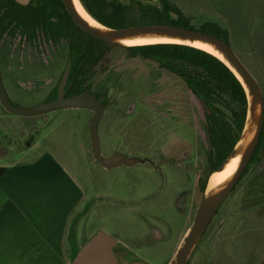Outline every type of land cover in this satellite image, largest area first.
<instances>
[{"label": "rangeland", "instance_id": "rangeland-1", "mask_svg": "<svg viewBox=\"0 0 264 264\" xmlns=\"http://www.w3.org/2000/svg\"><path fill=\"white\" fill-rule=\"evenodd\" d=\"M171 1L193 20L212 18L228 29L229 45L257 78L264 96V0ZM121 62L123 80L131 82L125 94L124 86L119 93L124 99L117 125L103 117L97 123L100 153L104 156L114 144L128 155L142 159L148 155L151 163L101 166L90 148L92 111L84 107L35 115L1 107L2 116L12 122L8 125L0 118L9 135L21 132L24 139L33 134L36 141L31 148L22 144L15 151L9 148L0 158L16 161L41 151L53 153L85 190L67 231L77 233L82 242L104 230L147 264H169L200 199L194 196V203L189 194L195 172L204 175L207 169V150L197 127L201 108L182 77L159 68L156 61L134 57ZM4 87L8 90L11 83ZM43 93L20 92L11 99L30 106L42 101ZM257 162L222 201L188 264H255L264 256V208L253 205L249 195L257 190L264 196V160L260 173L255 172ZM181 192L188 194L179 204L185 211L175 205Z\"/></svg>", "mask_w": 264, "mask_h": 264}, {"label": "trees", "instance_id": "trees-1", "mask_svg": "<svg viewBox=\"0 0 264 264\" xmlns=\"http://www.w3.org/2000/svg\"><path fill=\"white\" fill-rule=\"evenodd\" d=\"M84 9L98 22L109 27H123L141 24H172L198 29L214 34L228 42L229 31L219 21L212 18L193 20L184 14L171 0H161V7L140 0H80ZM42 17L37 10L27 9L11 0L5 9L0 4V25L10 17L15 26L22 28L26 23L34 28L42 26L46 40L65 41L71 59L68 94L79 91L82 82L104 68L103 60L113 48H119L127 57H138L156 61L158 66L170 73L181 76L194 102L201 108V119L197 121L203 130L208 146L207 170L196 179L200 197L204 192L208 175L215 170L231 151L241 133L247 108L245 90L230 70L218 57L201 48L177 42H154L134 45H118L105 42L80 28L66 11L62 0H41ZM173 11L177 14L173 17ZM57 15L58 22L51 18ZM3 27V26H2ZM264 160V122L257 145L249 163L257 162L255 169L260 173ZM249 170L247 165L232 190ZM231 190V191H232ZM250 192L253 198L260 197ZM254 205V201L252 202ZM264 206V205H262Z\"/></svg>", "mask_w": 264, "mask_h": 264}, {"label": "water", "instance_id": "water-1", "mask_svg": "<svg viewBox=\"0 0 264 264\" xmlns=\"http://www.w3.org/2000/svg\"><path fill=\"white\" fill-rule=\"evenodd\" d=\"M16 1L20 3H26V0ZM78 1L80 2V0ZM140 1L153 4L157 7H161V0ZM62 2L72 20L80 28L108 43L118 45H134L125 44L123 40L146 37H168L178 40H197L207 43L221 54L222 58L210 52L211 54L218 57L221 61H223L230 68V70H232L245 90L247 108L244 124L239 138L232 147L229 154L222 161V163L215 170L211 171L209 175L216 170L224 168L227 162L233 156L239 155L235 169L215 189H207V178L204 192L202 193L193 219L182 234L169 262V264H187L193 249L199 242L213 215L215 214L225 197L231 192L232 188L241 176L244 168L250 164L249 160L257 145L264 122V96L258 80L249 70V68L243 63V61L238 57L229 43L214 34L207 33L198 29L160 23L109 27L101 24L94 18L98 24H93L85 21L81 17L80 13L75 8L73 0H62ZM170 14L173 17L177 16V14L173 11H170ZM68 71L69 61L67 62L61 80L59 82L57 97L54 99L41 102L30 107L15 106L8 101L1 79L0 99L4 107L9 111L23 115L39 114L63 107H90L93 109V114L90 118L91 149L93 156L98 161V163L103 167L108 168L120 164L130 165L137 161H144V159L136 156H126L122 152H114L106 157L101 155L97 135V123L103 109L101 98L95 99L94 94L88 93L87 91L64 97L63 88L68 75ZM0 149L2 150V148ZM115 242V237L105 232L104 230H97L82 243V245L75 253L74 257L72 258L70 264H119L114 250ZM128 264L147 263L141 259H133ZM255 264H264V256Z\"/></svg>", "mask_w": 264, "mask_h": 264}, {"label": "flooded vegetation", "instance_id": "flooded-vegetation-1", "mask_svg": "<svg viewBox=\"0 0 264 264\" xmlns=\"http://www.w3.org/2000/svg\"><path fill=\"white\" fill-rule=\"evenodd\" d=\"M16 2L19 3L20 5L27 6V9L37 10L39 16L42 17L41 0H26V3H20L18 1ZM0 4H3L2 7L8 9L11 6V0H0ZM51 18L54 19L55 22H58L57 15H52ZM14 24L15 23L10 20V17H6L4 18V22H2L3 27L0 25V79L3 84V87H4V83L6 82L11 83V87L8 88V90H6L4 87L8 101L11 104L15 106H19L18 104H16L15 101L11 99V97L16 96V98H18L17 94L20 92L27 93L29 95H33V94L36 95L38 93L44 92L43 100L38 102L37 104L56 98L58 94L59 82L61 80L67 62L69 61V71L63 88L64 89L63 96L67 97L72 94H78L84 91H87L88 93H93L95 99L101 98V104L103 106V109L100 118L103 117V119H105L107 123H112V124L115 123L117 125L119 119L122 117L121 111H122V103L124 99V96H122V94L119 95V93L122 87L124 86L125 88L121 91L122 93L125 94L126 88L130 86V82H131V81L123 80L125 77L124 76L125 71H122L124 66H122L123 63L121 61L124 58L132 59L133 57L125 56L123 51L119 48H113L110 51L109 55L106 57V59H104L102 62L104 68L101 70H97L93 76L88 78L86 82H82L81 89H79V91L77 92L72 91V93L68 94V90L70 89V85H71V81L68 82L71 59L68 54V45L65 43V41L55 42L50 39L46 40L44 37L42 26H38L34 28V33H32L33 23L30 25L24 23L22 25V28H19ZM161 69L168 72L164 68ZM97 85H99V87H97ZM30 106H34V104ZM30 106H19V107H30ZM1 107L5 108L0 99V110H2ZM63 108H67V107H63ZM84 108H89L93 114L92 108L90 107H84ZM5 109L8 110L7 108ZM2 115L4 114H2L1 112L0 118L1 117L5 118L7 124L10 125V123L12 122L7 120L9 118L3 117ZM89 125H90V119H89ZM199 133L201 134V138L203 140V144L205 145V149L207 150L206 160H205L206 168H207L208 146L205 142V138H204L205 136L203 135L204 133L203 130H199ZM21 134L22 133L20 132V135L15 134L11 136L7 133L6 128L4 129L3 127L0 126V148H2V150L0 149V154L7 153L8 151L7 149L9 148L10 149L13 148L14 149V150L12 149L13 151L17 150V148H20V144L28 148L34 146L36 139L33 134H29L24 139ZM113 146L114 144H112L109 149L111 150ZM90 148H91V133H90ZM110 150L106 152V154L104 155L105 157L111 155L114 152L124 153V151H121V149H113L112 152H110ZM125 155L129 156L127 154ZM143 158H145L144 161L145 160L149 161V163L153 161L152 158H150L148 155ZM252 165L253 163H250L249 168ZM199 175H202L201 172L196 171L193 191L189 193L191 195V201L193 202L195 199L194 196L195 197L197 195L200 196V193L198 192L196 187V179ZM186 195L188 194L184 192L179 193L178 197L175 200V205L179 207L180 202L182 201L183 197ZM184 202H186V200ZM190 205L192 206L191 202ZM254 205L255 206L264 205V196L260 198L259 197L254 198ZM179 208L180 210L185 211L183 210V208L181 207ZM263 208L264 206L262 207V209ZM207 228L205 229L204 233L207 231ZM204 233L202 234L201 238L203 237ZM114 250L119 264H128L131 260L138 259L135 253L130 248H128L127 244H125L122 241L116 240L114 245ZM188 263L189 260L187 264Z\"/></svg>", "mask_w": 264, "mask_h": 264}, {"label": "crops", "instance_id": "crops-1", "mask_svg": "<svg viewBox=\"0 0 264 264\" xmlns=\"http://www.w3.org/2000/svg\"><path fill=\"white\" fill-rule=\"evenodd\" d=\"M84 192L53 153L0 158V264H70L85 241L67 231Z\"/></svg>", "mask_w": 264, "mask_h": 264}, {"label": "bare ground", "instance_id": "bare-ground-1", "mask_svg": "<svg viewBox=\"0 0 264 264\" xmlns=\"http://www.w3.org/2000/svg\"><path fill=\"white\" fill-rule=\"evenodd\" d=\"M75 8L80 13L81 17L90 23L98 24L97 21L89 15V13L84 10V7H82L81 3L78 0H73ZM182 42L191 46H195L198 48H201L205 51H209L218 57L222 58L221 54L212 48L209 44L197 41V40H178L175 38H168V37H146V38H133V39H126L123 40L125 44H138V43H152V42ZM239 155L233 156L226 164V166L220 170H216L212 172L208 176V184L207 189H215L217 188L235 169V166L237 164Z\"/></svg>", "mask_w": 264, "mask_h": 264}]
</instances>
